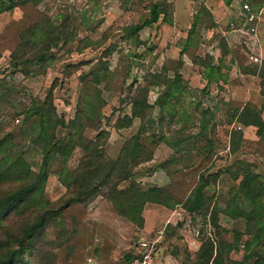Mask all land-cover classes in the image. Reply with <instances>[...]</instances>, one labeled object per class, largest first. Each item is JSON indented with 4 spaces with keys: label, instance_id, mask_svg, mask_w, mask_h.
Instances as JSON below:
<instances>
[{
    "label": "rangeland",
    "instance_id": "1",
    "mask_svg": "<svg viewBox=\"0 0 264 264\" xmlns=\"http://www.w3.org/2000/svg\"><path fill=\"white\" fill-rule=\"evenodd\" d=\"M163 1L28 0L0 14V141L13 148L14 154L23 150V158L38 172L42 150L23 140V112L51 95L59 118L65 122L57 136L66 148H73L68 157L59 155L52 164L45 185L48 221L15 259L16 264H140L145 255L150 256L151 264H199L200 248L211 240L217 251L209 264L242 261L250 254L246 242L253 234L235 206L246 211L253 207L240 188L245 168L263 181L264 175L254 161L259 144L244 138L245 126L238 121L247 96L229 92L225 85L230 77L225 82L214 74L216 79L209 84L202 78L201 88L191 86L183 77L175 96L159 101L169 90L179 63L184 65V58L190 63L198 60L194 50L198 44L188 47L186 55L180 53L185 45L180 38L178 46L171 47L170 42L167 47L171 35L178 41L181 34L164 29L162 20L138 35L127 33V27L150 16L152 4ZM166 1L173 15L172 25L177 22L187 29L199 12L203 15L198 27L201 38L204 29L215 27V17L203 10L208 8L207 0ZM179 9L182 18L177 15ZM46 28L64 35L59 45L52 47L53 57L41 61L36 47L26 40L35 30ZM260 30L264 37V22ZM223 40L220 37V43ZM220 49L222 57L219 61L214 57V61L222 65L223 73L230 74L235 60L242 72L261 66L248 55L253 50L242 34L232 52L226 46ZM261 86L263 96H256L260 101H248L258 108L264 106V82ZM98 96L103 100L102 117L88 119L86 115L80 121L84 137L98 139L106 155L117 160L125 143L139 133L140 142L152 155L137 166L131 163L125 167L132 177L119 187L130 182L143 188L159 186L178 202L172 207L146 204L141 227L121 216L103 194L64 208L71 195L60 180V172L64 167L76 169L86 157L85 150L71 140L76 117L79 112L83 114L85 99L97 102ZM137 97H145L151 107L143 119L133 118L127 126ZM147 155L141 151L142 158ZM200 175L209 181L204 190L206 203L199 210L189 211L183 204ZM22 183L0 185V200ZM16 214L4 217L2 224L8 228L0 229V259L9 249L20 248L7 231L20 233L28 215ZM36 216L33 213L29 220ZM252 250L264 254L261 245H253Z\"/></svg>",
    "mask_w": 264,
    "mask_h": 264
},
{
    "label": "trees",
    "instance_id": "2",
    "mask_svg": "<svg viewBox=\"0 0 264 264\" xmlns=\"http://www.w3.org/2000/svg\"><path fill=\"white\" fill-rule=\"evenodd\" d=\"M21 1L26 2L28 0H0V14L14 9ZM225 2L230 4L232 0H225ZM248 2L251 6V12L255 14L264 6V0H248ZM203 10L213 16L208 8H203ZM149 12L150 16L142 23L127 27V33L138 35L142 29L160 20L173 24L174 19L168 1L152 4L149 7ZM202 16V13L199 12L194 16L182 53L191 45L200 42L201 37L199 36L198 27L202 24ZM213 25L216 26L215 23ZM63 35L56 29L46 28L43 31L38 29L31 34V39L26 40V43L31 42L38 50V58L41 61H46L53 57L52 47L59 45ZM197 36H199L198 39ZM141 43L142 41L139 40L138 44ZM224 46L228 48L226 40L220 43V47ZM197 62L203 67L202 75L204 80H208V84L215 81L214 74H217L223 81H228L229 74L222 72V65L214 61V56L207 54L204 58H198ZM182 65L183 62L179 63L169 90L159 98V101L162 99L167 101L168 97L175 96V91L181 87L184 82L183 75L180 73ZM243 73L258 75L262 79L261 83H263L264 62L260 67H254L252 70L243 69ZM85 103L83 114H80V112L77 114V122L74 125L76 132L72 134L71 140H75L76 145L85 150L86 157L76 169L64 167L60 172V180L69 189L71 195V198L64 204V208L72 202H84L91 200L96 195L103 194L112 202L121 216L141 227L144 225L143 211L146 204L159 203L171 207L178 204V202L173 201V197L164 188L159 186L143 188L137 182H130L126 187H119L122 181L132 177V172L125 170V167L131 165V163L137 166L146 160L152 159V155L147 153L148 150L140 142V134L138 133L125 143L117 160L108 157L104 145L98 142V139L94 141L84 137V128L80 124V121L86 115L89 116L88 119L102 117L103 100L98 96L97 102L94 98H88L85 99ZM150 107L145 97L135 98L132 116L128 117L129 123L127 126L132 124L133 118L143 119ZM23 113L25 114L22 118L23 140L37 144L42 150L43 159L40 170L36 172L23 158V150H18L14 154L13 148H8L3 141H0V154H2L0 159V185L24 181L18 190L9 192L7 196L0 200V229L8 228L2 224L4 223V217H8L13 213L18 215L27 213L28 215L27 222L24 224L23 230L19 231L20 233L15 234L7 231L9 238L17 242L20 248L9 249L6 256L0 259V264H16L15 259L31 244L37 230L45 227L48 221L45 212L49 209V202L45 196V185L50 169L59 155L68 157L73 149L71 146L66 148L57 136L58 129L64 126L65 122L59 118L56 108L53 106L51 95H48L45 101H37L33 106H29ZM238 121L245 127L255 126L257 134L264 140L263 108H258L249 102L246 103L239 111ZM100 136L101 132L98 137L100 138ZM141 151L146 152V155H148L142 158ZM122 164L124 165L123 168L121 167ZM242 175L241 192L253 207L250 211L235 207L238 209L239 216L247 219L248 227H250L253 234L252 238L246 242L247 252H250V254L242 261L229 260L228 263L224 264H264V254L252 250V246L255 244L264 247V181L260 180L261 176L259 174H253L248 167L245 168ZM208 184L209 181L206 176L200 175L199 183L183 204L187 210L196 211L205 205L204 190ZM100 187H106L107 189L101 190ZM33 213H37V216L36 219L31 221L29 219ZM226 244L229 245L227 242ZM215 251L217 250L213 240L208 241L207 245L204 244L199 251V264H209ZM251 258H254L253 262L249 261ZM24 264L28 263L24 262Z\"/></svg>",
    "mask_w": 264,
    "mask_h": 264
},
{
    "label": "crops",
    "instance_id": "3",
    "mask_svg": "<svg viewBox=\"0 0 264 264\" xmlns=\"http://www.w3.org/2000/svg\"><path fill=\"white\" fill-rule=\"evenodd\" d=\"M246 3H248L247 0H232L230 4H227L225 0H207L205 4L216 19V26L204 29L202 33L203 36L198 43V46L194 49L196 50V56L198 58H204L207 54H210L219 61L222 57L221 49L219 47L220 37H224L226 39L228 48L232 52L235 48H237L238 37L242 34V36L246 37V43L253 45V53L255 52L261 55L264 62V37L262 36V32L260 30L261 24L264 22V7L258 13H256V22L252 24V22H250L248 19L251 10L245 8ZM177 15L179 18L184 17V14L180 9L177 11ZM164 23V29L169 27L172 29V34H181L180 37L178 36V41H175L173 35H171L169 40L166 42L167 47L170 45V42L173 43L170 45L171 47L175 45L178 46L181 39L185 43L188 37V30L191 28V24L187 26V29H184L177 22H174L175 25H170L166 22ZM156 44L157 46L159 45L158 42H156ZM185 52L186 51L182 53L181 50L180 53L186 55ZM248 55L250 56L252 53L249 52ZM184 60L185 64L183 65L180 73L191 86L199 88L203 87V71H200V68L203 67L196 61H192V63H190L189 58H184ZM238 64V61L235 60L232 70L229 74V83H227L225 86L229 87V92H238L241 95L247 96V100L244 105L250 100L257 104V101H260L256 97L257 94H259L261 97L263 96L261 93L262 79L258 75L243 73L240 69V65ZM244 105L240 106V108H243ZM260 107L263 108L264 118V106ZM244 138H252L254 140L253 143L259 144L257 145V148L260 150L257 152V155H254V161L258 165L259 172L264 175V140H262L257 134V128L255 126L244 127ZM257 148H255V151H257Z\"/></svg>",
    "mask_w": 264,
    "mask_h": 264
},
{
    "label": "built area",
    "instance_id": "4",
    "mask_svg": "<svg viewBox=\"0 0 264 264\" xmlns=\"http://www.w3.org/2000/svg\"><path fill=\"white\" fill-rule=\"evenodd\" d=\"M245 8L248 9V10H251L250 9V6L248 3L245 4ZM248 19L250 22L255 23L256 19H257V15L253 12L250 13V15L248 16ZM253 45H249V48L251 50H253ZM250 58L253 62L255 63H258V64H262L263 63V59H262V56L257 54V53H252V55H250ZM140 264H151V259H150V256L149 255H145L139 262Z\"/></svg>",
    "mask_w": 264,
    "mask_h": 264
}]
</instances>
